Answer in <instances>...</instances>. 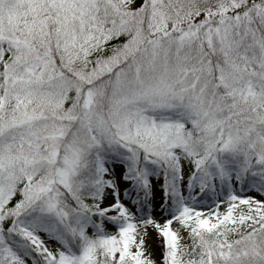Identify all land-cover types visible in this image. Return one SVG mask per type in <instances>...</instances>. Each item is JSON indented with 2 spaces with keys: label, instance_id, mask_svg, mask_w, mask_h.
Masks as SVG:
<instances>
[{
  "label": "snow or ice",
  "instance_id": "snow-or-ice-1",
  "mask_svg": "<svg viewBox=\"0 0 264 264\" xmlns=\"http://www.w3.org/2000/svg\"><path fill=\"white\" fill-rule=\"evenodd\" d=\"M0 264H264V0H0Z\"/></svg>",
  "mask_w": 264,
  "mask_h": 264
}]
</instances>
